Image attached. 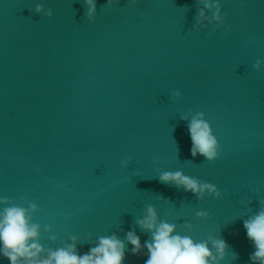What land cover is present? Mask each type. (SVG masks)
Listing matches in <instances>:
<instances>
[{
    "label": "water",
    "instance_id": "1",
    "mask_svg": "<svg viewBox=\"0 0 264 264\" xmlns=\"http://www.w3.org/2000/svg\"><path fill=\"white\" fill-rule=\"evenodd\" d=\"M208 2L97 0L90 18L86 0H0V210L29 208L41 259L115 234L144 264L126 234L151 239L137 221L154 205L182 235L225 239L219 264H259L243 221L264 209V0H219L221 19ZM200 112L215 160L191 153ZM176 171L221 197L160 180Z\"/></svg>",
    "mask_w": 264,
    "mask_h": 264
},
{
    "label": "clouds",
    "instance_id": "2",
    "mask_svg": "<svg viewBox=\"0 0 264 264\" xmlns=\"http://www.w3.org/2000/svg\"><path fill=\"white\" fill-rule=\"evenodd\" d=\"M115 2L116 0H108L110 4ZM86 3L89 5L87 15L94 18L97 0H86ZM206 7H215L217 11L214 18L221 19L219 0H215L214 3L213 0H209ZM36 10L44 11V5H37ZM45 14L52 16L54 13L52 9H48ZM200 15H204L203 10ZM262 66L264 59H257L254 67L261 70ZM182 95L180 89H175L172 93L173 98H180ZM204 117L205 113L200 112L188 124L192 140L191 153L194 157L199 154L208 160H215L220 156L222 146L211 122ZM160 180L175 182L177 186H183L185 190L197 194L200 199L204 198L206 192L214 194L217 198L222 195L218 186L210 182H201L199 178L187 176L182 171L163 172ZM0 203L8 204V199L0 197ZM36 207L34 203L30 205L33 210ZM196 215L206 217L210 212L200 210ZM137 223L151 232V239L142 243L140 235L134 230L127 232L126 239L133 246V254H141L145 248L147 249L144 264H219L229 248L228 242L222 237L213 238L210 247L208 241H198L191 235L180 234L174 223L159 220L154 205L147 207L146 214L138 219ZM243 224L248 239L256 249L250 254V259L264 264V209L245 219ZM39 227V224L32 222L29 208L15 204L5 206L0 210V255L7 257L10 264H124L126 245L124 240L115 234L100 236L98 242L83 254L78 252L77 237L73 236V243L49 250L47 257L41 259L40 254L44 248L38 240ZM188 227L194 225L188 222ZM52 238L55 239V236Z\"/></svg>",
    "mask_w": 264,
    "mask_h": 264
}]
</instances>
